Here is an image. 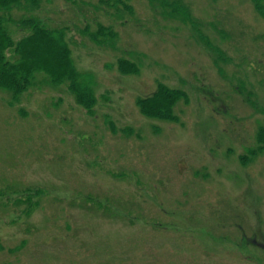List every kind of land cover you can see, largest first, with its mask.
Returning <instances> with one entry per match:
<instances>
[{
	"label": "rangeland",
	"instance_id": "rangeland-1",
	"mask_svg": "<svg viewBox=\"0 0 264 264\" xmlns=\"http://www.w3.org/2000/svg\"><path fill=\"white\" fill-rule=\"evenodd\" d=\"M126 1L9 12L66 27L97 100L0 90V264H264V0ZM160 84L177 121L136 105Z\"/></svg>",
	"mask_w": 264,
	"mask_h": 264
},
{
	"label": "trees",
	"instance_id": "trees-1",
	"mask_svg": "<svg viewBox=\"0 0 264 264\" xmlns=\"http://www.w3.org/2000/svg\"><path fill=\"white\" fill-rule=\"evenodd\" d=\"M40 2L41 0H0V90L11 94L12 103L36 84H64L74 95L76 102L92 112L97 100L94 90L96 78L91 70L77 65L66 27L48 26L32 15L13 20L9 13L14 7L36 8ZM103 2L111 7L121 5L130 11L126 0ZM118 6L115 7L117 11ZM17 30L21 33L18 37ZM96 34L104 36L109 44H115L117 33L112 27L98 22L97 31L90 35L94 38ZM117 68L123 74L139 72L136 64L122 58L118 60ZM181 99L188 100L185 92L160 84L150 95L138 97L136 105L146 117L177 121L174 106ZM262 131L264 127L258 130L259 134L262 135ZM262 149L264 146L259 150Z\"/></svg>",
	"mask_w": 264,
	"mask_h": 264
}]
</instances>
